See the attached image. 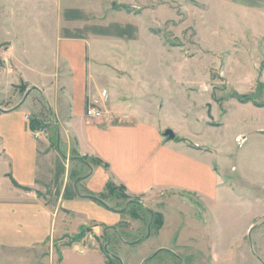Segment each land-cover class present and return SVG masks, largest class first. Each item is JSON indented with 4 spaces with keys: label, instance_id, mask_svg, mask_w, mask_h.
Returning a JSON list of instances; mask_svg holds the SVG:
<instances>
[{
    "label": "crops",
    "instance_id": "obj_1",
    "mask_svg": "<svg viewBox=\"0 0 264 264\" xmlns=\"http://www.w3.org/2000/svg\"><path fill=\"white\" fill-rule=\"evenodd\" d=\"M225 1L236 13L252 16L258 46L264 40V0ZM75 3L0 0V42L11 43L2 50L9 64L1 67L8 85L1 84L0 92L5 87L9 92L0 93V264H108L97 245L88 247L86 237L76 244H86L82 252L77 247L80 253L75 244L54 241L69 232L68 217L78 219V228L91 221L79 205L85 200L98 203L96 196L105 193L108 183L123 186L127 202L161 203L178 215L182 209L186 218L174 228L186 233L189 246L199 233L235 227L245 234L254 229L264 218V180L248 175L264 163V103L239 105L250 115L238 119L234 134L244 135L241 147L252 137L260 156L245 160L239 155L216 169L208 149L185 144L175 132L173 138L164 137L157 120L164 104L146 96L147 82L139 80L136 87L108 76L107 89L96 86L94 51L88 50L101 33L113 31L90 24L92 14ZM35 7L45 11L44 20L28 14ZM87 99L100 102L101 118L86 117ZM135 102L141 109L133 108ZM42 110L46 121L35 113ZM80 184L91 194L79 191ZM213 200L219 211L211 207ZM108 208L111 214L122 213ZM176 245L180 247V240ZM172 246L158 248L179 259V250Z\"/></svg>",
    "mask_w": 264,
    "mask_h": 264
},
{
    "label": "rangeland",
    "instance_id": "obj_2",
    "mask_svg": "<svg viewBox=\"0 0 264 264\" xmlns=\"http://www.w3.org/2000/svg\"><path fill=\"white\" fill-rule=\"evenodd\" d=\"M65 1L68 5L76 2L74 6L92 14L90 24L113 31L108 35L101 33L99 41L88 50L90 54L94 51L92 74L97 79L96 86L107 89L108 76L117 81L124 78L132 86L137 83L136 87H140L139 80L147 82L146 96L157 97L158 103L164 104L162 113L157 112L162 132L171 129L176 139L185 144L208 149L216 169L219 163L230 165L239 155L245 160L260 156L252 137L241 147L244 135L234 136L241 117L250 115V110H243L239 105L264 103V40L257 46L258 30L251 15L236 13L225 0ZM31 13L33 19H45L41 8L35 7L28 12ZM261 31L264 37V28ZM8 45L11 43L0 42V70L5 63L9 64L10 59L6 61L2 53ZM1 72L0 89L8 85L2 81ZM5 88L2 91L7 96L9 91ZM234 92L242 97L253 94L254 98L243 101L234 96ZM9 94L11 96L12 92ZM135 103L133 108L137 109L140 104ZM147 110L150 113L148 106ZM35 113L46 121L43 110ZM25 119H29L27 115ZM189 132L197 137L193 139ZM51 138L55 140V134L51 133ZM263 164L257 163L248 176L264 180ZM78 188L86 195L91 194L86 192L85 184ZM115 188L97 195L98 203L85 200L80 204L79 208L91 221L78 228V219L68 217L72 222L68 223L69 232L56 238L55 244L56 240H62L75 244L81 252L86 244L89 248L97 245L102 252L106 248L111 256L108 264H264V218L245 234L238 233L235 227H229L228 231L199 233L194 245L189 246L186 233L174 228L178 221L186 218L182 209L178 215L161 203L133 205L122 197L123 191ZM106 204L121 210V215L111 214ZM211 207L219 211L218 201L213 200ZM150 213H158L162 218L152 223ZM165 217L166 224L160 230ZM106 224L114 225L115 230ZM79 233H83L87 243L77 246L82 238H77ZM161 245H174L172 247L179 250V259L168 250L160 251L158 246ZM78 248L76 252L80 253Z\"/></svg>",
    "mask_w": 264,
    "mask_h": 264
},
{
    "label": "trees",
    "instance_id": "obj_3",
    "mask_svg": "<svg viewBox=\"0 0 264 264\" xmlns=\"http://www.w3.org/2000/svg\"><path fill=\"white\" fill-rule=\"evenodd\" d=\"M25 88H26V86H23L22 87V91H25ZM233 95L235 96H237L238 97V99H241V100H243V101H245L246 99H249V98H251V99H253L254 98V95L253 94H251V95H246V96H244V97H242V96H238L237 94H236V92H234L233 93ZM263 104V103H262ZM107 189H116L115 188V186L113 185V184H111V183H108L107 184V187H106ZM119 190H121V191H123L124 190V187L123 186H119V187H117ZM122 197H125V198H128L123 192H122ZM131 202V204H133V205H139L138 203V201H130ZM151 214V216H152V219H153V222L152 223H155V221H156V219H161L162 217H161V215H159L158 213H150ZM157 217V218H156ZM157 224H158V226L160 225L158 222H156ZM112 229L113 230H115V228L114 227H112ZM83 236V233H79V236L77 237V238H79V237H82ZM104 236L107 238V236L104 234ZM162 249H160V251H161ZM164 251H166V252H168L167 250H165V249H163ZM105 254H106V257H107V259H110V255L107 253V251H106V248H104V251H103ZM159 252V251H158ZM170 253V252H169Z\"/></svg>",
    "mask_w": 264,
    "mask_h": 264
},
{
    "label": "built area",
    "instance_id": "obj_4",
    "mask_svg": "<svg viewBox=\"0 0 264 264\" xmlns=\"http://www.w3.org/2000/svg\"><path fill=\"white\" fill-rule=\"evenodd\" d=\"M101 97L103 98V102L106 101L107 92L105 89L100 92ZM103 109L101 107L100 102L97 99H90L87 108L85 109L86 117L90 119H99L103 116Z\"/></svg>",
    "mask_w": 264,
    "mask_h": 264
},
{
    "label": "water",
    "instance_id": "obj_5",
    "mask_svg": "<svg viewBox=\"0 0 264 264\" xmlns=\"http://www.w3.org/2000/svg\"><path fill=\"white\" fill-rule=\"evenodd\" d=\"M28 93H29V90H27V91L25 92V94H24V98L27 97ZM164 134H165L167 137H169V138H173V137H174V133H173V131H172L171 129H167V130L164 132ZM128 202H130V201H128ZM146 236H147V237L149 236V231H148V233H147ZM158 251H159V250H157V251L155 252V254H156Z\"/></svg>",
    "mask_w": 264,
    "mask_h": 264
}]
</instances>
